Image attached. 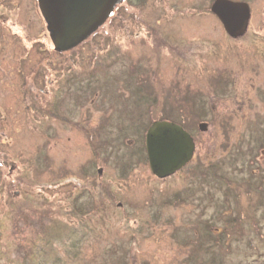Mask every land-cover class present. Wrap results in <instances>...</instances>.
<instances>
[{
    "label": "rangeland",
    "instance_id": "obj_1",
    "mask_svg": "<svg viewBox=\"0 0 264 264\" xmlns=\"http://www.w3.org/2000/svg\"><path fill=\"white\" fill-rule=\"evenodd\" d=\"M10 1L0 0L10 10L0 20V264H264V0H239L251 11L238 38L212 0H123L121 15L63 54L35 0L16 15ZM64 55L79 87L39 102V80L65 74ZM152 110L196 142L163 179L143 159ZM102 182L115 196L100 205ZM83 189L76 202L91 209L69 214ZM201 198L214 208L203 206V217L214 210L210 238L196 220Z\"/></svg>",
    "mask_w": 264,
    "mask_h": 264
},
{
    "label": "water",
    "instance_id": "obj_2",
    "mask_svg": "<svg viewBox=\"0 0 264 264\" xmlns=\"http://www.w3.org/2000/svg\"><path fill=\"white\" fill-rule=\"evenodd\" d=\"M123 0H38L39 11L54 47L68 50L84 41L112 14ZM211 12L219 18L228 36L238 38L248 30L250 7L244 1L213 0ZM206 124L200 122L199 130ZM147 163L155 177L166 178L190 161L195 142L178 123L155 120L145 130ZM102 168L98 169L101 173Z\"/></svg>",
    "mask_w": 264,
    "mask_h": 264
},
{
    "label": "flooded vegetation",
    "instance_id": "obj_3",
    "mask_svg": "<svg viewBox=\"0 0 264 264\" xmlns=\"http://www.w3.org/2000/svg\"><path fill=\"white\" fill-rule=\"evenodd\" d=\"M213 1V0H212ZM234 1V0H233ZM239 1V0H238ZM38 3V0H35V4H36V7H37V9H38V11H39V5L37 4ZM9 4H11L14 8H15V10L16 11H12V12H14V14L16 15V14H19V11H21V9H22V5H21V2H20V0H11L10 2H9ZM1 6H3V8H6L5 9V11L2 13V11L3 10H0V20L2 19V14H4L6 11H10L8 8H7V5H1V3H0V7ZM249 6V5H248ZM250 7V11H251V6H249ZM114 8H115V6H114ZM114 8H113V10H112V14L110 15V16H113V15H121V13L120 12H122V11H115L114 10ZM127 8H131V9H136V7H132V5H127V6H125L124 8H123V10L124 11H126L127 10ZM132 14V13H131ZM109 16V17H110ZM131 17H132V19H137V18H140V20H141V22H144V21H142V18H141V16L140 15H130ZM17 21V19L15 20V22ZM46 23V22H45ZM152 25V24H151ZM151 25H148L149 27H151V28H155L153 25L151 26ZM46 27H47V24H46ZM100 27V26H99ZM23 28V27H22ZM25 28H27L26 26H24V28L23 29H25ZM2 27L0 26V33H1V31H2ZM50 33V32H49ZM94 33V32H93ZM92 34V33H91ZM51 39V38H50ZM78 46V45H77ZM77 46H75V47H77ZM75 47H73V49L75 48ZM53 48H54V50H57L58 52H61V54H63V52H66V51H72L73 49L71 48V49H68V50H60V49H58V48H56V47H54L53 46ZM65 56V58H66V63H65V66L64 67H67V70H64V72H65V74H63L62 72H60V71H55V72H53L52 73V75L50 76V77H48L49 79H47V81L48 82H45V81H42V79H41V81L39 80V85L40 86H38V90H39V92H40V94L39 93H36V96L38 97L37 98V100H39V102H41L42 103V101H43V99H42V92H47V93H49L50 94V92L52 93V95H53V93H57V91L59 90V92H58V94L60 93L61 94V92H60V90H64V88H65V91H64V93H65V96H68L67 94L68 93H70L68 90H67V92H66V86L68 85L69 87L70 86H72L73 85V87H79V85L76 83V81L74 80V77H76V75H78L77 73H74V74H71L72 73V71L73 70H69L68 68H70V64H72V62H70V61H73L72 59H67V56L66 55H64ZM78 71H80V70H78ZM80 72H82V71H80ZM83 75H84V73H83ZM64 77H65V81H66V83H63V79H64ZM8 77H6V76H4V75H0V89L1 90H4L5 89V87H3V85H7V79ZM45 78H47V77H45ZM62 78V81L60 80ZM43 88V89H42ZM46 95H48V94H46ZM70 96H72V97H74L73 95H70ZM53 98L55 99V97L53 96ZM63 98V97H62ZM61 98V99H62ZM49 102L51 103L52 102V100H49ZM53 102H54V100H53ZM72 103V105H75L76 106V102H71ZM62 107L63 105H62V103L60 102V99L59 98H57V100H55V102H54V106L55 107H57V108H59V109H57V111L58 112H60V106ZM69 113L71 112V114L73 115V113H72V109H71V111L70 110H67ZM87 112V111H86ZM61 113V112H60ZM66 112H64L63 113V115L65 114ZM62 114V113H61ZM66 115V117H67V119L68 120H70L72 123H74L73 122V120L72 119H69V116H68V114H65ZM65 115H64V117H65ZM87 119L90 117L89 115L88 116H85ZM146 117L148 118V117H158V118H155V120H168V121H172V122H174V123H178L179 125H181L182 126V128L184 129V127H183V124H181V123H179V122H176V121H173V120H171L169 117H167L166 115H162V114H158L156 111H151L150 113H149V115H147L146 114ZM160 117H162V118H166V119H160ZM83 118V116L82 117H79V119L81 120ZM155 120H153L152 122H154ZM151 122V123H152ZM200 122H204L205 124H207L205 121H200ZM199 122V123H200ZM151 123H149L148 125H147V127L151 124ZM199 123L197 124V128H198V125H199ZM147 127H146V129H147ZM206 129V128H205ZM145 133V132H144ZM190 133V132H189ZM191 134V133H190ZM192 136V135H191ZM145 137V136H144ZM193 138V137H192ZM193 142H195V140H194V138H193ZM144 144V143H143ZM195 146H196V142H195ZM144 149H145V144H144ZM195 150V149H194ZM193 153H194V151H193ZM145 154H146V152H145ZM194 155V154H193ZM193 158V156L191 157V159ZM190 159V160H191ZM252 160H253V156H252ZM189 162V161H188ZM187 162V163H188ZM186 164V163H185ZM251 176H253L252 178H253V182L251 183V184H253L254 185V188L256 189V183H255V172H254V164L252 165V169H251ZM97 173H98V170H97ZM226 181H229L230 182V179H226ZM208 184H210L211 185V181H208L207 182ZM208 184H206L205 186V191L206 192H209V190H212V186H210V185H208ZM223 193H224V196H226V198L224 199V201H227L228 202V196H227V188L226 187H224V189H223ZM237 195V194H236ZM238 196V195H237ZM203 200L204 199H202L201 198V200H199V203H198V205H196V206H198V207H196V208H198V210L196 209V213H197V217L200 219V220H204V219H207L208 221H212V220H214V210H213V212H212V214L210 215V216H208V217H203V210H204V208H203V206H205V207H210V208H213V206L211 205V204H209V203H207V204H203L202 205V203H203ZM214 209V208H213Z\"/></svg>",
    "mask_w": 264,
    "mask_h": 264
},
{
    "label": "trees",
    "instance_id": "obj_4",
    "mask_svg": "<svg viewBox=\"0 0 264 264\" xmlns=\"http://www.w3.org/2000/svg\"><path fill=\"white\" fill-rule=\"evenodd\" d=\"M155 118H158V117H146V125L144 126V128L142 129V138H141V144L143 145V148H144V136H145V130H146V127H147V125L149 124V123H151L153 120H155ZM160 119H166V118H162V117H160ZM145 150V149H144ZM145 152V151H144ZM143 152V159H144V161H147V155L145 154ZM94 157H96V155H94ZM97 158V157H96ZM96 165H97V163H96ZM95 165V166H96ZM97 167V166H96ZM211 167V166H210ZM212 167H214V165L212 166ZM211 167V168H212ZM215 168V167H214ZM99 168L97 167V170H98ZM96 170V171H97ZM217 177H219V178H222V176L223 175H221V174H217L216 175ZM154 177V176H153ZM156 179L157 178H159V177H155ZM225 178H228L227 176L225 177ZM160 179H163V178H160ZM224 182L226 183V179H224ZM206 184H208V183H206ZM208 185H210V184H208ZM220 185H222V186H224L222 183L220 184ZM210 186H212V189H214L213 187H214V185H213V183H211V185ZM210 192H214L213 190H209ZM88 191H86V190H84L83 189V191H80L76 196H75V198L73 199V202H71L70 201V203L71 204H69L70 206H69V214H70V212L71 211H73V212H75V213H77V214H81V213H84L83 211L85 210L84 208L86 207L87 209H91V204H90V206L89 205H86V206H82L81 205V203L79 204V203H77L76 201H77V199L78 198H80V196H85V195H88ZM98 195H99V197L96 199V202L98 203V204H100V205H103L102 203L103 202H101V200H102V198H103V196L105 195L111 202H113V199H114V193L112 192V190H110V188H109V186L108 185H105L103 182L100 184V187H99V192H98ZM100 197H102V198H100ZM93 197L91 196V198H90V202H93ZM224 201V200H223ZM73 203V204H72ZM117 205L118 206H120V203H118L117 202ZM94 206V205H93ZM92 206V207H93ZM227 207H225V208H223L224 210L226 209ZM218 214L219 215H223L224 214V212H221V211H219L218 212ZM82 218H83V216H81V217H79V221H81L82 220ZM196 220L198 221V223H203V225H204V228H205V230H207L208 231V237L210 238L211 236H212V232H213V230H212V222H214V221H208L207 219H204V220H200L198 217L196 218ZM264 236V235H263ZM219 238L218 237H216V238H213L212 240L215 242V243H213V244H216V242H217V240H218ZM67 256H68V253H67ZM53 260H51V261H53V262H44L43 264H59V263H61L62 262V260H60V259H58V257L56 256V257H54V258H52ZM49 260V259H48Z\"/></svg>",
    "mask_w": 264,
    "mask_h": 264
}]
</instances>
